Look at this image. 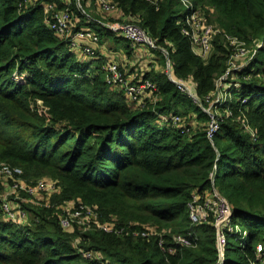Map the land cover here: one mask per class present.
Masks as SVG:
<instances>
[{"label": "trees", "instance_id": "obj_1", "mask_svg": "<svg viewBox=\"0 0 264 264\" xmlns=\"http://www.w3.org/2000/svg\"><path fill=\"white\" fill-rule=\"evenodd\" d=\"M111 1L124 16H137L140 26L168 50L173 73L191 76L199 98L214 89L228 52L222 34L213 37V52L203 60L180 31V0ZM48 2L57 10L67 7L75 29L97 32L99 44L128 42L104 28L99 17L82 13L76 0H38L27 6L22 0H0V162L21 168L27 181L47 177L58 187L49 207L23 206L34 215L25 225L6 220L0 211V264H260L256 245L262 244L264 253V78L259 77L257 57L264 55V0H192L195 7H211L230 35L260 43L236 73L240 87L227 90L240 100L228 104L231 114L219 120L211 138L209 115L161 68L140 76L155 83L159 99L132 107L122 90L105 80L98 52L95 58H82L48 27L42 7ZM80 3L84 9L94 1ZM15 72L23 81L13 78ZM36 99L47 107V115L32 108ZM160 113L187 117L183 124L188 130L161 123ZM190 118L196 127H190ZM213 187L231 206L232 224L240 227V232H225L222 257L214 218L197 224L188 216L192 194L203 195ZM69 200L94 208L100 221L112 222L122 234L81 232L77 226L62 230L55 214ZM146 227L157 234H132ZM178 234L188 235L192 243L177 244ZM82 251L102 258L87 259Z\"/></svg>", "mask_w": 264, "mask_h": 264}, {"label": "built area", "instance_id": "obj_2", "mask_svg": "<svg viewBox=\"0 0 264 264\" xmlns=\"http://www.w3.org/2000/svg\"><path fill=\"white\" fill-rule=\"evenodd\" d=\"M38 0H22L24 5H31ZM81 0H76L77 7L85 13L80 3ZM92 0H87V3ZM94 4L105 14L118 11V6L111 0H93ZM183 6L184 14L180 21V31L182 35L187 37L190 41L192 51L201 59L205 58L211 53L213 49L212 39L216 33L220 32L221 28L216 29L213 25L207 23V20L199 10V7H195L192 0H180ZM90 4V3H88ZM45 20L48 27L62 40L66 41L70 50L76 53L78 56L85 58H95L97 54V48L99 47V35L87 27H80L75 29L76 21L70 17L69 9H55L54 3L42 4ZM137 16H124L119 13L114 17V20L106 19L105 21H98L104 28L112 32L114 35L120 36L126 39L132 46L143 45L151 52V65L157 66L158 54L164 59V66L161 69L165 71L169 80L173 82L176 87L187 96L191 97L195 103L202 105V102L209 104L208 108H202L210 117V121L207 125V136L211 138L213 133L219 127V120L223 117L231 114L230 109H225L222 114H214L210 111L212 106H220L224 94H228L226 91L233 87L235 89L240 87V82L236 75L237 71L243 69L253 56L256 54V48L260 46L257 40L252 39L251 47L246 48L245 42L247 40L235 35L222 32L226 38L228 44L231 46L233 53L232 59L240 60V63L229 65L224 69L222 74L218 76V81L214 79V89L209 91L203 99L198 98L195 93L196 83L191 76L187 78H179L173 73L168 50L165 47L159 46L155 40L149 35V33L140 26ZM75 29V30H74ZM169 44V43H168ZM106 70L105 80L116 88L117 85L122 87V92L131 104L132 107H143L147 103H154L159 99L158 89L153 81L150 79L142 78H129L125 76L126 72L117 62H107L104 66ZM235 75V79L228 80ZM13 78L23 81V75H18L16 72L13 74ZM246 78V77H243ZM240 100L236 98L234 102ZM246 98L241 101L244 102ZM32 108L36 109L39 113L47 115V107L43 105L42 101L36 99L31 103ZM229 108V107H228ZM158 120L161 123H171L173 125H179L184 130L188 129L184 127V117L175 114H163L158 115ZM241 125L245 130L251 129L243 118L237 117ZM252 137L254 136L253 130H248ZM22 170L17 166H10L0 162V180L3 179L9 185V194H14L13 197L0 198V211L3 217L17 225H25L33 216L28 210H26L21 201L28 199L22 198L17 200L19 192L24 193L29 197L37 198V194H45V200H39L37 204H43L49 207V198L52 193L58 191L56 183L47 177L38 178L34 181L26 182L22 177ZM49 196L47 199L46 197ZM60 211L57 214L58 225L64 231H72L77 226L81 232L90 231L92 229L103 230L104 232H113L116 235L122 234L123 229L117 228L112 222L100 221L97 211L89 206H86L76 201H65L60 206ZM188 216L192 222L197 224L207 221L210 216L214 218V226L216 228L217 246L219 251H222L226 241L225 232H240V227L236 224H232V209L227 200L216 190L212 188L210 192H205L203 195L200 193H193L191 200L188 203ZM133 235L148 237L149 235H156L157 233L151 228H144L141 230L133 231ZM190 235V233H189ZM242 235L245 232L242 231ZM175 241L179 245H190L192 239L188 235L178 234ZM161 243V242H160ZM262 244L256 245V252L260 254V264H264V253H262ZM82 255L87 259L100 260L102 256L93 251H82Z\"/></svg>", "mask_w": 264, "mask_h": 264}, {"label": "rangeland", "instance_id": "obj_3", "mask_svg": "<svg viewBox=\"0 0 264 264\" xmlns=\"http://www.w3.org/2000/svg\"><path fill=\"white\" fill-rule=\"evenodd\" d=\"M88 9H90V11H88ZM206 9H208L209 10V12H208V14L205 12V10ZM84 10L86 11V12H89L92 16H96V17H99L100 18V20L101 21H105L106 19H108V17H111V15H112V13L110 14H105V13H103L98 7H97V5L96 4H94V3H90V6L89 7H86L85 8V6H84ZM199 10H200V12L202 13V14H204V16H205V18H206V20H207V23H209V24H211V25H213L216 29H218V28H221L220 26H219V24H218V22H217V20H216V14H215V12L213 11V9L211 8V7H209V6H205V8H203V7H199ZM220 32H218V33H216V34H222V32L224 31L225 33H228V32H226L223 28H221L220 30H219ZM228 34H230V33H228ZM223 35V34H222ZM223 39H224V41L226 42V45H227V49H228V52H227V55H226V59H225V64H224V66H225V69H226V67H228L229 65H233V64H235V63H237V64H239L240 63V60H237V59H232L231 58V55H232V53H233V50H232V48H231V46L228 44V42H227V40H226V38L223 36ZM122 41H124V40H122ZM251 41H252V39L250 40V41H248L247 40V42H245V44H246V48H250L251 47ZM213 50V49H212ZM212 52L213 51H211V53H209V55L205 58V60H208V58L210 57V55L212 54ZM157 61V67H158V69L159 68H161V66L162 65H160V56H157V59L154 61V62H156ZM95 66V64L93 63V65H92V67H94ZM144 66H145V70H147L148 68L149 69H152L153 67H152V65L151 64H149V63H145L144 64ZM154 66V65H153ZM257 67L259 68V77L260 78H264V72L262 71L263 70V68H264V55H258V57H257ZM162 71H164V69L162 70ZM165 72V71H164ZM222 73H220L218 76H220ZM125 76H128V74L126 73L125 74ZM216 77V82L218 81V78L219 77ZM232 79H235V75H233V77H230L228 80H232ZM116 89L117 90H123L122 89V87L120 86V85H117V87H116ZM227 92V91H226ZM228 94H224V98L225 99H223V101H222V103L220 104V106H212L211 108H210V111L211 112H213L214 114H222L224 111H225V109H229L228 108V104L229 103H231V102H234L235 100H236V98H234L235 96H234V94H233V92H227ZM199 98V97H198ZM199 100H200V98H199ZM233 100V101H232ZM227 102V103H226ZM227 105V106H226ZM201 107L202 108H208L209 107V104L208 103H206V102H202V105H201ZM190 116V115H189ZM184 120H185V122L188 120L187 119V117H184ZM189 125H190V127H196L197 126V123L195 122V120L193 119V118H190V122H189ZM248 130H251V129H247V131ZM24 179V178H23ZM25 180V179H24ZM36 180V179H35ZM26 182H30V181H33V180H30V181H27V180H25ZM2 184H3V191L0 193V198H3L5 195L7 196V197H13L14 196V194H9V185H8V183H6L5 182V180L3 179V182H2ZM15 196H17V200L19 201L20 199H22V198H25V199H28V200H25V201H21V203H22V205L24 206V205H30V206H32L34 209L33 210H35L36 209V206L38 205L36 202H38L39 200H41V201H44L45 200V194H43V195H40V194H37V198H35V197H29V196H27V195H25L24 193H22V192H19L17 195H15ZM49 196H47L46 197V199L48 198ZM26 209V208H25ZM30 214L32 215V216H34L33 215V211H31L30 212ZM56 214H58V213H56ZM55 214V216H57ZM78 228V227H77ZM79 229V228H78ZM80 230V229H79Z\"/></svg>", "mask_w": 264, "mask_h": 264}, {"label": "crops", "instance_id": "obj_4", "mask_svg": "<svg viewBox=\"0 0 264 264\" xmlns=\"http://www.w3.org/2000/svg\"><path fill=\"white\" fill-rule=\"evenodd\" d=\"M109 13H112L111 17L114 18L118 16L120 12L112 11ZM127 51L129 52V54H127ZM97 52L98 55L104 59L105 64L109 61L117 62L118 64H120L124 71L128 74L129 78H136V76L140 77L142 73L146 71L144 64L152 63L151 52L145 46H132L129 42L122 40L104 41L99 44ZM152 67L154 69H158L157 66L155 67L152 65Z\"/></svg>", "mask_w": 264, "mask_h": 264}, {"label": "water", "instance_id": "obj_5", "mask_svg": "<svg viewBox=\"0 0 264 264\" xmlns=\"http://www.w3.org/2000/svg\"><path fill=\"white\" fill-rule=\"evenodd\" d=\"M220 256L222 257V252L220 251Z\"/></svg>", "mask_w": 264, "mask_h": 264}]
</instances>
